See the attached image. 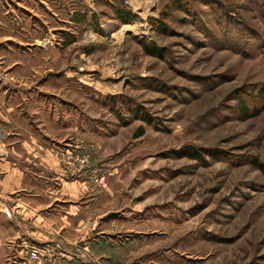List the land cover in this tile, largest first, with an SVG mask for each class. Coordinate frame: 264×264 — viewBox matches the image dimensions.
I'll return each mask as SVG.
<instances>
[{
  "label": "rangeland",
  "instance_id": "1",
  "mask_svg": "<svg viewBox=\"0 0 264 264\" xmlns=\"http://www.w3.org/2000/svg\"><path fill=\"white\" fill-rule=\"evenodd\" d=\"M11 6L20 43L0 45V93L29 132L63 137L51 145L81 188L56 196L85 217L75 233L88 226L72 241L56 230L51 263L264 264V178L251 162L264 160V0Z\"/></svg>",
  "mask_w": 264,
  "mask_h": 264
},
{
  "label": "crops",
  "instance_id": "2",
  "mask_svg": "<svg viewBox=\"0 0 264 264\" xmlns=\"http://www.w3.org/2000/svg\"><path fill=\"white\" fill-rule=\"evenodd\" d=\"M14 8L18 18L20 7ZM11 12V0H0V45L17 41L10 34ZM3 94L0 93V264H22L24 251L30 247L42 251L47 264H76L75 260L62 258L51 263L45 248L56 230L72 241L88 228L79 226L75 233V224L83 223L85 217H71L73 204L69 208L62 204L74 201L56 196L61 191L62 197L71 194L70 199L77 198L81 188L65 181L67 176L61 170L56 148L51 145L52 139L58 143L63 137L54 135L49 139L29 132L19 116L15 117V108L6 104L8 100ZM21 128L25 129L22 134ZM3 206L12 211L11 217L4 214Z\"/></svg>",
  "mask_w": 264,
  "mask_h": 264
},
{
  "label": "trees",
  "instance_id": "3",
  "mask_svg": "<svg viewBox=\"0 0 264 264\" xmlns=\"http://www.w3.org/2000/svg\"><path fill=\"white\" fill-rule=\"evenodd\" d=\"M122 13H126L128 16V11H122ZM161 28L159 27V29H161ZM231 32H233V31H231ZM231 32H230V34H232ZM140 42L142 44V47L144 48V51L147 52L148 54L157 55L159 53L160 48L158 46H156L155 44H152V43L151 44H145V43H143V41H140ZM262 92H264V89H262ZM259 113H260V110L255 108V109L251 110L250 112L244 111L242 114L244 116L253 117V116H257ZM135 114L137 116H139L137 112H135ZM142 118L144 120H147V118L145 116H142ZM138 134H141V131ZM202 151H199L197 148H195L193 146H186L182 149L181 153L183 154V156H186L190 159L201 160L202 157H201L200 152H202ZM251 162H252L253 166H255V168L261 173V175L264 178V160L253 159ZM92 247L94 248V251L99 253L101 250L105 251L106 249H104V247H107V246L106 245L102 246V242L97 241L94 243V245Z\"/></svg>",
  "mask_w": 264,
  "mask_h": 264
},
{
  "label": "built area",
  "instance_id": "4",
  "mask_svg": "<svg viewBox=\"0 0 264 264\" xmlns=\"http://www.w3.org/2000/svg\"><path fill=\"white\" fill-rule=\"evenodd\" d=\"M1 135V133H0ZM87 158L88 155H83L82 157H79L77 160L79 161L80 165H83L87 162ZM3 212L7 217H11V212L10 209L7 206H3ZM60 252V251H59ZM63 252V251H61ZM65 254H69V256L71 257H76V255L80 256V253L76 250V251H69ZM24 255L27 256V258L25 260H23L24 262H22V264H47L45 262V258H44V253L42 251H40L37 248H28L24 251Z\"/></svg>",
  "mask_w": 264,
  "mask_h": 264
},
{
  "label": "bare ground",
  "instance_id": "5",
  "mask_svg": "<svg viewBox=\"0 0 264 264\" xmlns=\"http://www.w3.org/2000/svg\"><path fill=\"white\" fill-rule=\"evenodd\" d=\"M0 133L2 134V132L0 131ZM0 136H2V135H0Z\"/></svg>",
  "mask_w": 264,
  "mask_h": 264
}]
</instances>
